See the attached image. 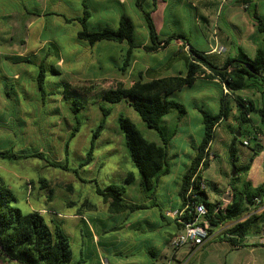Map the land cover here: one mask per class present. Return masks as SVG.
Returning a JSON list of instances; mask_svg holds the SVG:
<instances>
[{
	"label": "rangeland",
	"instance_id": "rangeland-1",
	"mask_svg": "<svg viewBox=\"0 0 264 264\" xmlns=\"http://www.w3.org/2000/svg\"><path fill=\"white\" fill-rule=\"evenodd\" d=\"M4 2L6 3L4 7L8 11L21 9V6L28 9L37 8L34 0H21L20 2L18 0H4ZM137 2L138 0H133L128 14L134 23V41L141 43L146 38L150 43L149 29L143 13L149 12L153 1L142 3L141 7L137 5ZM190 2L191 0L159 1L158 12L155 13L157 15L154 18L159 38L166 39L174 35H184L186 39L180 41L182 43L180 49L187 56L189 49L185 45H190L203 52L213 49L216 46L213 35L216 31L219 39L224 43L223 46L228 50L225 52L223 50L220 53L222 55H209L208 59L217 64L223 62L233 54L234 48L226 42V36L230 37L232 32H236L227 24L230 18H227L226 14L222 17H218L217 14L201 13L200 15L191 8ZM257 6L258 13L264 16V0H259ZM78 8L79 4L77 5L75 0L72 9L77 10ZM163 10L166 12L165 20L161 18V11ZM91 11L90 24L99 15L98 12L108 13L105 7H97L95 11L92 9ZM111 12L117 14L113 29H118L121 10ZM249 12L253 13L254 8L252 7ZM64 13L58 18L48 16L47 19L43 20L46 29L43 27L44 24L40 22L30 32L28 31L32 37L43 34L44 39H57L64 55L63 63L69 66L71 70L70 73H67L68 75H55L53 73L48 75L46 90L48 93L52 92V95L46 98L45 103L41 99V93L36 84L35 77L38 70L35 69V64L11 67L6 65V75L16 73L14 74L16 77H11L16 83H9L7 88L9 89L16 84L17 90L16 92L13 91L10 98H7L5 91L2 90L4 84L1 83L3 78L1 76L4 74L0 71V151L13 148L15 152L22 155L43 153L47 160L61 164L67 163L71 170L64 171L54 168L46 161L38 158L22 160L0 158V180L14 193L16 197V202L13 203L14 207L23 213L39 211L49 224L52 225L53 222H56L60 225L70 240L73 253L71 264H102L101 258L106 264H152L154 257L148 251L152 248L151 245L156 246V241L154 240V244L151 240L159 233L158 226L162 225L158 216L159 212L173 205L177 207L180 203L178 193L182 176L191 159L196 155L195 148L203 137L200 109L211 113H216L220 109L219 89L213 83L202 84L200 82L194 87H186L172 96L173 100L185 106L187 114L174 113L164 119L163 127L166 129V134L168 136L176 134L169 146V175L160 179L156 191L146 192L141 188V177L129 158L124 136L118 126L119 116L123 115L134 122L149 141L161 144V139L158 133L147 128L137 112L124 102L119 104H110L99 100L92 102L88 98L85 99L82 94L73 95L72 98L77 97L87 103L76 114L81 121V129L70 141V154L67 160L65 146L75 125V115L70 110L72 99H67L63 95V83L74 82L78 85L89 86L95 83L97 85L95 92H97L106 89L112 85V81L116 80L123 82L126 87H130L137 76H129L127 72L124 74L119 72L118 74L114 68L105 67L103 64L106 60L112 63L117 58L119 60L116 65L120 64L118 52L109 54V51H106L109 47L119 46V44L103 41L91 46L88 43L80 42L77 39V31L82 28L81 24L79 22L66 23L65 18L71 17L72 14ZM241 14L248 16L242 10L236 13L237 16ZM207 15L210 16L209 26L203 20L199 21L201 16L206 18ZM216 24L218 25L217 28L215 27ZM90 28L99 29V27ZM236 38L235 41H239L238 36ZM18 41V39L15 40V45L21 47ZM31 44L32 46L37 45V38L32 39ZM175 46L174 41H172L170 49L160 51L159 54L146 55L144 62L149 65L158 63L155 68L159 66L160 59L163 61L162 65L168 63L172 58L170 54ZM221 48L222 46L218 45L215 50L217 49L219 52ZM48 49L53 50V47L47 45ZM243 49L249 56L255 55L256 50L253 45L243 46ZM92 63L98 65L96 67L98 70L101 68L96 74H89V66ZM179 71L186 72L183 60L175 62L173 73H179ZM238 95L244 99L253 97L250 91L240 92ZM100 106L108 107L112 112L101 136L96 140L91 163L82 167L81 164L87 160L86 155L91 146L92 133L102 118ZM225 127L226 125L221 126L216 133L217 136L211 149L213 158L209 160L210 167L205 172L206 177L217 183L222 189L221 191L228 185L233 172L229 150L225 146L229 143L225 139ZM255 143L256 141L251 140L250 147L254 148ZM240 149L244 152L249 150L243 146H240ZM257 169L259 168L257 167ZM73 170H76L78 174L74 173ZM129 172L135 174V180L127 186L124 198L128 203L144 204L147 209L131 215L127 213L111 214L109 205L104 203L103 198L97 194L96 184L102 189L112 184L124 185ZM240 176V180L243 178V181L245 175L241 174ZM207 192L209 195H213L209 186ZM154 204L157 206H153ZM127 222L135 225L132 228H141L140 231H137L141 243L136 247L126 246L124 243L121 245L112 243L114 237H121L124 241L128 239L130 234H133L134 229L126 226ZM171 223H173L172 220ZM228 226L229 224L222 226L226 228H220L224 232ZM87 227L96 229L97 233L103 231L105 234L101 239L110 242V245L99 247L98 244H93L90 241L91 238L88 239L87 237ZM120 227H123L121 231L118 230ZM229 250L227 244L210 241L203 250L191 251L188 246L179 250L169 247L167 254L163 257L158 256L157 259L159 264H246V262L256 264V256L264 254L261 250L256 252ZM175 254L177 255L173 261ZM0 264L17 263L0 261Z\"/></svg>",
	"mask_w": 264,
	"mask_h": 264
},
{
	"label": "trees",
	"instance_id": "trees-1",
	"mask_svg": "<svg viewBox=\"0 0 264 264\" xmlns=\"http://www.w3.org/2000/svg\"><path fill=\"white\" fill-rule=\"evenodd\" d=\"M143 1L138 0L137 5L141 7ZM144 16L151 38V46L144 47L135 45L134 23L129 16H122L118 29L91 30L88 27L89 13L87 11H85L82 18L68 21L69 23L77 21L81 24L82 29L78 32L77 38L91 46L103 41L118 44L127 43L128 49L124 54L123 65L120 70L124 74L131 66L134 49L143 48L147 52H155L158 50L159 43H164L163 47L166 48L172 41L186 39L184 35H174L161 41L151 12H144ZM251 16L259 35L264 37V16L255 10L251 13ZM262 42V46L257 49L254 56H249L243 50H240V54L237 57L227 59L223 66H217L210 61L205 52L183 44L189 49V54L185 59L186 72L184 74L154 77L149 81H145L141 77L140 80L130 87H126L123 82L116 80L112 81V85L106 89L95 92L97 89L95 83L89 86L78 85L74 82H64L63 95L67 99H72L70 110L75 115V125L65 146L66 159L68 160L70 154V141L81 129V121L76 114L87 103L75 96V98H72L73 95L76 93L82 94L85 99L88 98L92 102L97 100L110 104L124 102L133 108L146 127L156 131L161 139V144L149 141L134 122L123 115L119 116L118 126L124 136L129 158L141 177V188L146 192L150 190L156 191L160 179L169 175V146L176 134L174 133L170 136L166 134V129L163 127L164 119L174 113L187 114L185 106L173 100L172 96L186 87H193L201 76L208 80H217L221 88L220 109L217 113L200 109L203 137L195 148L196 155L191 159L182 176L178 193L180 203L175 209H181L185 206L188 201L187 195L192 190V196L194 197L192 199L197 203L205 204L207 207V214L204 219L209 225L210 235L215 232L214 227L219 228V226L229 224L225 233L219 237L220 241L228 242L232 247L244 246L243 239L257 231V228L264 229V185L259 188H253L250 183H242L238 174L246 173L250 169V165L243 168L237 166V146L238 144L245 146V141L250 143L251 140H256V137L252 136L249 130L250 126L254 129L255 125L251 115H258L261 121L264 122V105L259 109L252 100L244 99L238 93L264 88V39ZM46 50L47 46L42 49L41 53L44 54H41V60L19 58L13 62V65L17 66L35 64V69L38 70L35 77L36 84L41 93L43 103H45L47 97L52 95V92L48 93L46 90L48 75L50 73L55 75L66 74L55 62L49 60L50 54L54 55L56 53H54V47L53 50ZM56 55H59L58 50ZM3 84L2 90L10 98L13 92L8 91L7 82H3ZM12 87L15 88L13 85ZM225 89L227 92H225ZM11 90L14 91L13 89ZM235 109L236 115H234L238 121V129L234 133L233 141L228 150L231 164L236 168L237 175L231 179L232 199L224 209H221L220 204L208 201L207 191H202L200 184L204 180L209 186V182L204 178L203 174L210 166L208 157L211 154L212 145L216 138L217 128L221 123L228 121L232 117ZM100 110L102 118L92 133L91 146L86 155L87 160L81 164L82 167L91 163L96 140L101 136L107 119L112 112L110 108L105 106H100ZM238 132L241 135L240 138L238 137ZM0 158L9 160L38 158L46 161L54 168L64 171L71 170L67 163L61 164L49 161L43 153L38 152L31 155H22L11 148L0 151ZM202 163L203 171H200ZM73 171L78 174L76 170ZM134 180L135 174L129 172L124 185L112 184L102 189L95 182L96 192L103 198L104 203L109 205L111 214L127 213L129 215L147 209L144 204L128 203L124 198L127 186L131 185ZM14 202H16L14 193L0 180V261L16 262L17 264H71L73 253L70 240L60 225L56 222H53L52 225L49 224L39 211L23 213L20 209L13 206ZM153 206L156 207L157 205L154 204ZM161 215L166 218L162 211ZM183 218L187 222H191L194 220L195 215L185 214ZM168 222L174 225L176 232L183 228L177 222L173 221L171 223V220H168ZM174 235H170L171 238ZM195 249L193 248L191 251Z\"/></svg>",
	"mask_w": 264,
	"mask_h": 264
},
{
	"label": "crops",
	"instance_id": "crops-1",
	"mask_svg": "<svg viewBox=\"0 0 264 264\" xmlns=\"http://www.w3.org/2000/svg\"><path fill=\"white\" fill-rule=\"evenodd\" d=\"M20 1L21 0H18V2H20ZM147 1L149 2L150 0H144L143 3L147 2ZM152 1H153L152 2L153 5L150 8L149 12H151L152 18L154 21L155 15H157L155 13L158 12L157 10H158V4H159L160 0H152ZM34 2L37 4V8L33 7V8L28 9L25 6H21V9H17L14 11H8V9L4 7V5L6 4L4 2V0H0V71L4 74V75H2L3 76L2 83L3 82H7L8 84L11 82L16 83L11 78L12 76L16 77V75H14L16 73H8L7 75L5 74L6 73V65L8 67L17 66V65H13V62L17 61L19 58H23V59L35 58V59L41 60L42 49H44L45 46H47V45L53 46L54 47V53L56 52L54 55H52V53L50 54L49 60L51 62H55L66 74L71 72L69 66L64 65V63H63L64 55L62 53V47L58 44L57 39H52V38L44 39L43 34H41V35L38 34L37 36H34V37H32L29 34V32L33 28H35V25L39 24L40 22H42V24H44L45 22H43V20L47 19L48 16H51L53 18H58L59 16L64 15L65 14L64 12H69V14H72L71 17L65 18L66 23H69L68 20H76L78 18H82L84 16L85 11H87L89 13L88 27L89 28L90 27H99V29L90 28L91 30H101V29H105V28L113 29V28H115L114 24L116 22L115 20H116L117 14L112 13L111 11L121 10V15H120L121 18L124 15L128 16L129 8H130V5L133 3V0H76V4L77 5L79 4V8L77 10L72 9V7L74 6L75 0H34ZM258 2H259V0H191L190 6H191V8L195 9L196 12H198L200 15H201V13L212 14V15L217 14L218 17H222L224 14H226L227 18L228 17L230 18V20L228 21L227 24L229 25V27L231 29L235 30L236 32H232L230 34V37L226 36L227 44H229V46H231V47H234L232 50L233 54L228 56L226 58V60H227L229 58L237 57L240 54V50H243L245 52V50L243 49V46L253 45L255 47L256 51L260 46H262L263 37L259 35L257 28L255 26L254 20L251 16V13L249 12V10L252 7L254 8L255 11H257L256 7H258L257 6ZM80 6L82 7L81 9H80ZM97 7H105L106 10L108 11V13L104 14V13L98 12L99 15L96 14L97 16L93 19V22L90 24L91 15H92L91 9L95 11ZM117 8H120V9H117ZM240 10H242V12H246L248 14V16H247L248 18L244 15L245 13L237 16L236 13H238V11H240ZM130 13H131V11H130ZM161 13H162L161 18L163 20H165L166 12L163 10V11H161ZM81 14H82V16H80ZM209 17H210L209 15H207L206 18L205 17L202 18V16H201L199 18V21L203 20L209 26V23H210ZM75 22H77V21H73L71 23H75ZM54 23H57V22L54 21ZM44 25H43V27L46 29V24H44ZM217 26L218 25L216 24L215 27L217 28ZM55 27H57V26L55 25ZM80 30L77 31V34ZM219 30H220V28H219ZM15 32L17 35L15 34ZM213 35H214V38L216 41L215 47L220 45V46H222V48L224 50L223 52L227 51L228 49L223 46L224 43L222 42L221 39H219V36L216 33V31H214ZM237 36H238L239 41H235V39H237L236 38ZM35 38H37V45L32 46L31 41H32V39H35ZM17 39L19 40L18 42L20 43L21 47H16L15 40H17ZM160 40L164 41L165 38L160 39ZM82 42H84V41H82ZM99 43H101V42H99ZM163 44L164 43H159L158 50L155 52H147L143 48L134 49L132 63H131V66L128 68V71H127L129 76H137V78L133 81V84L136 81L140 80L141 77L143 80L149 81L154 77L158 78V77L177 76V75L185 73L183 71H179V73H173L176 61L183 60V63L185 64V68H186V61H185L186 55L180 49V46L182 45V43L180 41H177V40L174 41V44L176 46L170 54L172 56V58H171V60L168 61V63L162 65L163 61H161V59H160L159 66L157 68H155L158 65V63L155 62L153 65H149V64L144 62L145 61L144 58L146 57V55L151 56L152 53H158L159 54L160 51H165L167 49H170L169 47H171V44L168 45L166 48L163 47ZM135 45L143 46V47L144 46H151V42L149 43L145 38L144 42H141V43L135 42ZM215 47L213 49H211L210 51H205L207 58L209 55H213V54L214 55L215 54L216 55H222V54H218L215 51ZM127 49H128V45L126 43L119 44V46L116 45L115 47H109V49L106 51H109V54L118 52L121 62H120V64L116 65V62L119 59L117 60V58L115 57L116 60H114L112 63H110L106 60V61H104L103 65H105V67H109V69L114 68L115 70L118 71V74H119V72L121 74L120 70L122 68V62L124 59V54H125ZM57 50L59 52L58 56L56 55ZM88 59H90L89 56H88ZM226 60H224L221 63L218 62V64L217 63H214V64H216L217 66H223L224 63L226 62ZM99 63H100V61H99ZM18 66H20V65H18ZM97 66L98 65L92 63L89 66V74H96L97 71H100L101 68H99V70H98V68H96ZM24 71H26V70L24 69ZM168 72H172V73H168ZM106 74L110 75L111 73H106ZM15 80H17V79H15ZM200 82L202 84L203 83H213L214 85H216L219 89V96H220L219 100L221 99V88H220L219 82L217 80L216 81L208 80V79L204 78L203 76H201L197 79L195 85L200 83ZM14 87L15 88H13V87L9 88L8 91L13 92L11 90V89H13L16 92V90H17L16 84L14 85ZM263 90H264V88L259 89V90H255V91H250L253 94V97L250 100H252L255 103V105L257 106V108H259V109L262 108L264 105V91ZM7 98H9V97H7ZM232 114H233L232 117L229 118L228 121L221 123L217 128V131H218V130H220L221 126L224 127V125H226L225 130H224V131H226L225 139H227L229 143L226 144L225 146H227L228 148L233 141L234 133L238 129V121L235 119L236 109L233 110ZM251 117L254 119L255 125H254V129L252 128V126H250L249 130H250L252 136L256 137V140H255L256 145L254 148H251L250 147L251 142L249 143L248 146H243L241 144H238V146H237V148H238L237 166L239 168H243L247 165H250V169L246 173H239L238 177L241 178V176H240L241 174L245 175L244 180L242 181L243 178L241 179L242 183H244V182L250 183L253 186V188H259V187L264 185V168L261 169V167H264V130H263L264 129V122L261 121V118L258 115H256V116L251 115ZM216 136H217V134H216ZM240 136L241 135H239V132H238V137L240 138ZM240 146L247 147V148H249V150L245 151V152L241 151ZM241 159H242V161H241ZM257 167L260 170L257 169ZM233 168H234V166H233ZM206 170H208V169H206ZM206 170L204 171L203 175H204V178L209 182V189H212V192H213L212 193L213 195H209L207 192L208 201L210 203H215V204H220V205H222V203L225 202L224 200H228V198L231 201L232 197L230 198L228 196H229V194H231L233 196V193H232L231 187H230L231 186V179L233 178V172H232V175H231V178H230L228 185L223 189V191H221L222 189H220V187L217 185V183H214V181H212L206 177V175H205ZM174 206L175 205H173L172 207L165 208V209L161 210L162 214L168 220H170V219L166 216V213L171 209H175L176 207H174ZM161 211L159 212L158 216H159V219L161 220L162 225L158 226L159 233H157L155 235V237H153V239L151 240V242L154 244L156 241V246L154 247L151 245L152 248H150L148 251L154 257V261L152 264H159L157 257L158 256L163 257L165 254H167V249H169V247H171V245H170L171 236L170 235L176 233V231L174 229V225L170 224L168 222V220L161 215ZM126 226H128L129 228H132L135 225L132 224L131 222H127ZM222 226H219V228L214 227L213 229H215V232L212 235H210L209 239L205 242L204 245H202L201 247H198L196 249L203 250V248L206 246L207 243H209L210 241H214L215 243H221V244L229 245V248H230L229 251L243 250L246 252H256L258 250H261L264 252V229H262V228L258 229L257 228L256 229L257 231H254L251 235H249L245 239H243L242 242L245 244L244 246L232 247L228 242L220 241V239L217 238V237H220L221 234L223 235V233H225V231H226L225 230L223 232L222 228H226V227H222ZM220 227H222V228H220ZM122 228L123 227H120V228H118V230L121 231ZM132 229H134L133 230L134 232H133V234H130V236H128V239L123 241L121 239V237H114V238H112V243L114 245H117V244L121 245L124 243L126 246L130 245L131 247H136L138 244L141 243L139 241L140 236H139V234H137V231H140L141 228L140 227H134ZM219 232H221V234L218 235ZM86 234H87L88 239L90 237L91 238L90 241H92L93 244H98L99 247H101V246L107 247L110 245V242H107L105 240L102 241L101 238L105 234V233H103V231H99V233H97L96 229H94V228L90 229L89 227H87ZM216 240H218V242H216ZM188 249L192 250L191 247H188ZM176 255L177 254L174 255V257L172 259L173 261L176 258ZM255 260H256V264H264V254H261V255L258 254L256 256ZM101 262H102V264H106L103 261V258H101ZM246 264H249V262H246Z\"/></svg>",
	"mask_w": 264,
	"mask_h": 264
},
{
	"label": "built area",
	"instance_id": "built-area-1",
	"mask_svg": "<svg viewBox=\"0 0 264 264\" xmlns=\"http://www.w3.org/2000/svg\"><path fill=\"white\" fill-rule=\"evenodd\" d=\"M217 52V49L215 50ZM223 49L221 48L219 52L222 53ZM225 92L227 90L225 89ZM245 146L249 145L248 141L244 142ZM207 158V157H206ZM205 158V160H206ZM213 158V154L211 153L208 157V160H211ZM204 160V161H205ZM203 161V163H204ZM203 163L201 164L200 171H203ZM199 171V172H200ZM207 184L206 181H202L200 184V189L202 191H207ZM228 197H232L231 194H229ZM188 201L181 209H173L166 213V216L174 221L177 222V224L182 225V229L180 231H177L173 238L170 240V245L173 249L179 250L181 248H184L186 246L193 248L201 247L205 244V242L209 239L210 233H209V225L207 221L204 219V217L207 214V207L203 203H197L192 198V190L189 191L187 195ZM225 202L222 203L220 206L221 209H224L229 203L230 199L224 200ZM185 214H194L195 218L191 222H187L183 217Z\"/></svg>",
	"mask_w": 264,
	"mask_h": 264
},
{
	"label": "water",
	"instance_id": "water-1",
	"mask_svg": "<svg viewBox=\"0 0 264 264\" xmlns=\"http://www.w3.org/2000/svg\"><path fill=\"white\" fill-rule=\"evenodd\" d=\"M239 135H240V134H239ZM236 174H237V171H236V168L234 167V168H233V177H235Z\"/></svg>",
	"mask_w": 264,
	"mask_h": 264
}]
</instances>
